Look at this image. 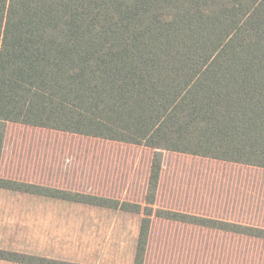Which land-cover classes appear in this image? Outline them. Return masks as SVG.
Wrapping results in <instances>:
<instances>
[{
  "label": "trees",
  "instance_id": "obj_1",
  "mask_svg": "<svg viewBox=\"0 0 264 264\" xmlns=\"http://www.w3.org/2000/svg\"><path fill=\"white\" fill-rule=\"evenodd\" d=\"M9 124L147 149L141 199L2 177ZM164 153L264 171V0H0V189L140 216L132 264L148 263L155 221L205 235L177 264L264 263L251 248L263 222L157 205ZM0 261L82 264L3 249Z\"/></svg>",
  "mask_w": 264,
  "mask_h": 264
},
{
  "label": "rangeland",
  "instance_id": "obj_2",
  "mask_svg": "<svg viewBox=\"0 0 264 264\" xmlns=\"http://www.w3.org/2000/svg\"><path fill=\"white\" fill-rule=\"evenodd\" d=\"M150 155L144 148L109 144L9 124L1 176L139 201ZM236 188L241 191L253 189L254 194L248 195L247 199L227 198L220 205H217L215 200H208L210 195L217 196L223 190ZM9 197L11 200L12 195ZM14 199L19 198L14 196ZM0 201L5 199L0 196ZM19 202L14 200L15 205H19ZM253 204L254 208L260 210H248V206ZM157 205L226 218L232 215L234 218L231 220L235 221L264 223V171L164 153ZM66 206L70 207L64 208L70 215V238L67 241L66 233L69 227L63 228L61 224H57L58 219H54L52 230L56 241L57 238L60 242L65 239L66 244H70L65 249L69 253L56 258L82 264L133 263L140 216L76 204H65L64 207ZM16 209L11 210L8 218L0 213V234L3 233L2 229L8 233L9 246L17 243L24 248L35 247L42 237V227L39 224L41 219L23 217L15 212ZM198 238L205 239V235L175 224L155 221L151 238L152 250L149 252L147 264L180 263L178 258L187 253L183 243ZM210 238L211 243L219 245L227 242L222 236L208 237V241ZM56 243L54 242V245L59 253L63 248L57 247ZM163 243L170 245L165 249L163 256L166 262L160 261V247ZM171 244H174V247ZM251 248L264 252V245L261 244ZM191 255L192 250L189 249V256ZM220 255L218 250L214 257L221 260ZM0 264L12 263L0 261Z\"/></svg>",
  "mask_w": 264,
  "mask_h": 264
},
{
  "label": "crops",
  "instance_id": "obj_3",
  "mask_svg": "<svg viewBox=\"0 0 264 264\" xmlns=\"http://www.w3.org/2000/svg\"><path fill=\"white\" fill-rule=\"evenodd\" d=\"M10 195H12L11 200L9 197ZM0 196H2L3 199H5V201L3 202L0 201L1 215H5L8 218L10 217L9 213H11V210L20 208L22 210L18 211V209H16L15 212L17 211V213L18 214L20 213V215L23 217H30L32 219H41L39 224L42 227V237L39 238V244L35 245V247L32 246L31 248L20 247L17 243L16 244L14 243L15 244L14 246H9L8 237H7L8 233H6L4 229H2L1 232L3 233L0 234V249L65 261L64 259L56 258V256L68 254L69 252L65 251V249L70 244L67 245L65 239H63V241L60 242L59 238H57L56 241L54 237L55 233L52 230V228L54 225V219H58L57 224H61L63 228L64 226H68L69 228L66 233V238L68 241V238H70L71 236L70 222L68 221L70 215L69 212L66 211L64 208H70V207L67 206L64 207V205L65 204L70 205L74 203L30 196V195L11 192L3 189H0ZM14 196L19 199H14ZM14 200L20 201L19 205H15ZM76 205H80V204H76ZM85 207L90 208V206H85ZM91 208H96V207H91ZM77 232L79 231L77 230ZM54 242H57L56 243L57 247L63 248L62 250H60L59 253L57 252Z\"/></svg>",
  "mask_w": 264,
  "mask_h": 264
}]
</instances>
